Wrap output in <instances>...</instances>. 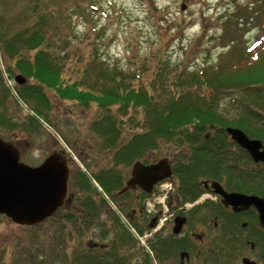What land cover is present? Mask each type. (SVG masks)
I'll use <instances>...</instances> for the list:
<instances>
[{"label":"rangeland","instance_id":"374dc122","mask_svg":"<svg viewBox=\"0 0 264 264\" xmlns=\"http://www.w3.org/2000/svg\"><path fill=\"white\" fill-rule=\"evenodd\" d=\"M26 2L30 1H1L0 16L10 31L15 32L21 27L18 17L24 11ZM86 4L92 5L89 7ZM46 5L50 7V12ZM39 8L40 12L51 13L53 27L59 30V37L51 36L52 45L54 42L55 53L61 60L59 64L67 80L73 83L80 81L86 89L102 92L107 89L108 84L110 85L109 77L121 76L124 77L125 83L152 86L156 100L161 103L183 93L180 92L183 89L178 90L175 82L178 83L180 71H185V66L193 68L188 74L198 73V68L211 62L217 64L222 57L228 59L233 50L238 47L246 48L257 41L261 32H264V2L260 0H46ZM28 18L32 21L34 15H29ZM229 47L232 48L230 51ZM7 62L0 60V74H3L0 78L3 87H0L9 91L5 98L0 97V115L4 119L9 118V123L7 127H0V137L19 147L23 162L39 166L45 158L55 152L68 160L72 172L82 169L87 175H92L114 166L111 157L113 151L101 147V137L91 128L95 121L108 115L106 111L95 104L85 107L69 100L63 101L48 91L51 106V110L46 113L50 115L48 126L39 118L30 121L28 116L34 117V111L28 102L18 97V89L22 86L15 85L12 88L6 79L10 77L6 74ZM164 68H170L172 73H167ZM106 70L117 73L109 77L102 76L101 71ZM188 74L181 75L182 81L190 79ZM135 76L138 77L135 79ZM28 82L27 80L26 83ZM189 82L188 86H184L185 90L198 95L200 86L190 80ZM248 93H240L239 99L251 100L252 96L248 99ZM259 94L264 96V87H260ZM221 102L228 103L230 100L224 95ZM235 109L231 108V112H237L238 109ZM121 112L112 110L111 115L116 121L122 119L126 122L122 128V136L123 141L127 142L139 130L136 124L145 117L132 109L124 115ZM31 122L38 126L28 131ZM241 128L249 138L253 135L262 140L264 138V118L252 123L247 121ZM214 129L220 128L211 126V129L205 132L212 137L218 132ZM56 133L60 135V139ZM162 147L163 150L158 154L151 153L149 159L162 160L163 156L169 153L171 159H174L176 154L183 161L186 159L187 149L191 151L189 147L179 148L176 142H172V147L170 144ZM219 151L223 152L222 148ZM223 158L221 154L218 162L223 161ZM175 162L181 164L177 160ZM120 167L125 172L124 177L128 178L132 167H124L122 164ZM69 180L72 187V176ZM261 193L264 194V190ZM72 194L73 191L69 193V197ZM158 198L161 197L154 195V199ZM66 208L67 205L64 210ZM149 209L151 210L150 207ZM104 210V215L99 217L100 221L104 218L114 219L111 208L105 206ZM126 210L125 208L123 212ZM45 221L35 231L39 237L44 235L48 240L44 243L39 240L40 242L36 243L49 249H58V253L50 261L51 264L74 263L75 254L79 249L86 251V248L88 253L92 251L90 255H95L97 251L110 245L115 237L114 233L106 235L101 234L98 229L89 228L85 229L88 231L81 236L73 235L70 238L74 231L63 229L67 243L61 248L57 240L53 242L49 239L52 224L44 223ZM32 234L33 231L29 227L20 226L5 215H0V249H10L8 255L12 257V260L7 258L5 264H29L22 260V253L26 249L33 252L34 240L31 242L29 237ZM150 240L151 238L141 239L137 250L130 245L123 248L124 250L121 247L116 248L117 253L120 257H127L129 264H144V255L148 250L146 245ZM94 244L100 246L95 247ZM154 256L151 253L152 264H163Z\"/></svg>","mask_w":264,"mask_h":264},{"label":"trees","instance_id":"16d2710c","mask_svg":"<svg viewBox=\"0 0 264 264\" xmlns=\"http://www.w3.org/2000/svg\"><path fill=\"white\" fill-rule=\"evenodd\" d=\"M29 1L31 3L26 2L24 11L18 17V24L21 25L19 30L10 31L5 20L0 16V59L8 61L6 70L11 77L14 78L18 74L30 82L18 89V97L28 102L34 111V117L30 116V119L27 115L28 119L31 121L39 118L41 121L49 122L50 115L46 114L51 110L48 91L63 101L69 100L85 107L95 104L108 115L102 120L95 121L91 128L101 137V147L113 151V153L111 151V157L114 160L113 167L105 168L98 174L87 175L82 169L73 171L71 176L74 189L70 186L73 194L66 204L68 208L64 210L63 207L44 222L52 224V234L49 239L53 242L57 240L63 248L67 243L63 229L74 231L70 234V238L73 235L81 236L88 231L85 229L89 228L98 229L102 232L101 234L114 233L115 237L110 245L97 251L95 255H90L92 251L88 253L86 248V251L77 250L72 264H129L130 260L125 256L120 257L116 248L121 247L124 250L123 248L130 245L137 250L138 241L119 225L115 217L104 222L99 220L100 215L106 210L104 207L107 206L104 195L113 198L118 204L123 197L128 196V193H124L120 197L127 179L124 177L125 172L121 170V164L124 167L128 165L132 167L135 162L150 164L153 159L150 160L148 156L151 153L158 154L163 150L162 145L170 144L172 147V142H176L179 148L184 146L191 149V151L187 149L186 159L180 162L188 166L180 168L179 164L175 163L173 168L174 182H187L186 188L185 186L181 188L187 196L195 198L202 194L196 189L198 182L204 179L220 178L219 170L214 174L209 172L219 169L216 166L220 153L218 141L205 139V131L211 129V126L220 129L234 126L242 130V124H246L247 121L252 123L254 120L262 121L264 118V96L258 95L260 87H264V32H261L257 41L246 48L236 47L237 49L230 53L228 59L222 57L217 64L211 62L207 66L198 68V73L188 74L193 68L189 65L185 66L186 72L180 71L178 83L175 82L178 90L183 89L180 91L183 93L179 97H171L169 101L161 103L156 100L152 86L125 83L124 77L121 76L120 78L109 77L117 72L101 71L102 76H108L110 82L107 89L102 92L86 89L80 81L73 83L67 80L59 64L61 60L53 47L55 43L53 42L52 45L51 36L59 37V30L53 27L51 13L40 12L39 7L46 0ZM260 1L264 2V0ZM90 5L92 4L87 6L90 7ZM46 7L50 12V7L48 5ZM29 15H34L32 21L28 18ZM63 42L64 40L61 43ZM229 48L228 51L232 49ZM163 70L172 73L170 68ZM87 73L88 71L85 72ZM185 74H188L187 77L190 79L182 81L181 75ZM137 77L135 76V79ZM189 80L196 86H200L198 95L185 90L190 83ZM2 83L0 79V86ZM0 89V97L5 98L9 91L6 88L0 87ZM243 92H249L248 99L251 96L252 99L240 100L239 95ZM224 95L228 96L230 102H221ZM231 108L238 110L231 112ZM109 109L122 111L123 115L132 109L138 115L139 113L144 115L145 118L136 124L139 130L127 142L123 141L122 136V128L126 122L122 119L116 121ZM8 119L0 115V127H3L2 125L7 127ZM37 126L38 124L31 122L28 131L36 129ZM208 147L214 152H210ZM167 155L171 156L169 153H166ZM209 163L215 164L216 167L212 168ZM92 180L103 189V192L95 187ZM144 198L149 199L151 196L144 195ZM39 226L41 225L29 228L33 231V234L29 236L31 242L34 240L33 252L31 249H26L27 254L22 253V260H26L29 264H51L50 261L58 253V249H49L45 245L36 243L39 240L42 243L48 240L44 235L39 237L35 231ZM134 226L142 232L143 228L141 229L137 224ZM150 247L154 257L164 264L166 246L164 242L162 243V238L157 239L156 243H150ZM9 252L8 248L0 249V264H5L7 258L12 260V257L8 255ZM144 258L146 259L144 264H152V257L148 253L144 255Z\"/></svg>","mask_w":264,"mask_h":264},{"label":"flooded vegetation","instance_id":"af4514ba","mask_svg":"<svg viewBox=\"0 0 264 264\" xmlns=\"http://www.w3.org/2000/svg\"><path fill=\"white\" fill-rule=\"evenodd\" d=\"M226 129H214L218 132L212 137L205 134L207 140L218 141L223 151L219 157L222 154L224 158L216 165L219 169L209 171L214 174L219 170L220 178L198 182L196 189L203 191L202 196H187L181 189L186 181L170 180V187L164 182L157 184L153 194L167 196L163 202L156 200L151 214L144 198L146 191L139 186L126 188L132 169L125 180L123 189L128 196L121 199L118 208L127 209L129 223L150 233L151 243L162 238L166 246L164 264H264V161L255 160ZM249 139L259 140V154L264 153V138L253 135ZM180 158L175 154L173 163L169 162L175 167V160L181 162ZM209 166L216 167L212 163ZM214 182L222 190L214 187Z\"/></svg>","mask_w":264,"mask_h":264},{"label":"water","instance_id":"95a60500","mask_svg":"<svg viewBox=\"0 0 264 264\" xmlns=\"http://www.w3.org/2000/svg\"><path fill=\"white\" fill-rule=\"evenodd\" d=\"M15 81L19 85L27 82L21 75H17ZM226 130L231 139L248 150L255 160L264 161V153L259 154V140L248 139L244 131L237 128ZM70 172L67 160L60 154L49 155L38 167L28 166L20 161L16 147L0 138V215L20 226L42 224L64 206ZM171 176L172 168L166 159L148 166L136 162L127 187L139 186L151 194L154 185ZM215 186L221 189L216 182Z\"/></svg>","mask_w":264,"mask_h":264}]
</instances>
